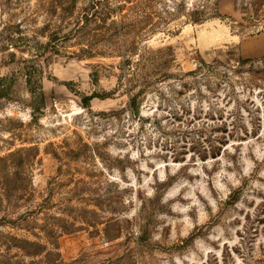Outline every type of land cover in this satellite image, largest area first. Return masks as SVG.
I'll use <instances>...</instances> for the list:
<instances>
[{
  "label": "rangeland",
  "instance_id": "rangeland-1",
  "mask_svg": "<svg viewBox=\"0 0 264 264\" xmlns=\"http://www.w3.org/2000/svg\"><path fill=\"white\" fill-rule=\"evenodd\" d=\"M78 3L0 0V264H264V0Z\"/></svg>",
  "mask_w": 264,
  "mask_h": 264
},
{
  "label": "trees",
  "instance_id": "trees-1",
  "mask_svg": "<svg viewBox=\"0 0 264 264\" xmlns=\"http://www.w3.org/2000/svg\"><path fill=\"white\" fill-rule=\"evenodd\" d=\"M58 1L61 2V4L63 6H66V7H63V6L60 7L61 8V12L64 13V14L68 13L69 11L76 10L77 9V4H79L78 3L79 0H58ZM68 7H70V8H68ZM53 37L54 36L51 35V39ZM38 56H40V55H37L35 57H38ZM32 59H34V58H32ZM31 60H30V62H31ZM250 61L252 62L251 66L248 69H246L245 71L248 72V73H251V72H254L253 70L255 69L254 73L258 72L259 71L258 67L254 64V63H256V61L255 60H250ZM225 68L228 69L226 66H225ZM23 70H24L23 73H24V75L26 77V82H27L28 86L31 88L32 93L36 94V89H37L36 85L38 84V82H37V78H35V75H37V72L35 71V68L33 66H26L25 65ZM245 71H240V72H245ZM1 80L5 81L7 79L6 78H2ZM2 91H3V93H6V90H2ZM40 96H41L42 99H44L43 95H40Z\"/></svg>",
  "mask_w": 264,
  "mask_h": 264
}]
</instances>
